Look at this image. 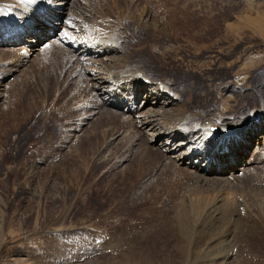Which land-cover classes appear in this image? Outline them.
<instances>
[{"label":"rangeland","instance_id":"1","mask_svg":"<svg viewBox=\"0 0 264 264\" xmlns=\"http://www.w3.org/2000/svg\"><path fill=\"white\" fill-rule=\"evenodd\" d=\"M61 1L64 18L53 23L59 29L0 45V264H264L262 220L252 205L254 196L264 210V131L255 129L249 147L233 157L222 148L217 157L204 154L205 161L175 160L190 144L168 135L154 140L151 127L129 111L106 106L89 74L93 64L64 42L108 28L120 45L103 57L115 56L154 84H168L169 114H203L218 131L227 118H249L264 106V0ZM150 107L140 106L142 116ZM167 140L185 148L165 153ZM169 160L177 171L166 174ZM207 162L213 170L233 164L228 173L236 179L223 178L229 181L220 185L214 172L212 188L196 182ZM151 189H162L161 197L143 237L133 219L110 212L109 205L119 191L138 198ZM218 199L230 207L242 203L229 225L238 234L233 255L203 254L210 231L229 224L219 220L224 225L215 230L208 218L189 230L193 243L200 239L198 252L180 257L179 235L169 224L181 203ZM244 207L256 230L244 227Z\"/></svg>","mask_w":264,"mask_h":264},{"label":"bare ground","instance_id":"2","mask_svg":"<svg viewBox=\"0 0 264 264\" xmlns=\"http://www.w3.org/2000/svg\"><path fill=\"white\" fill-rule=\"evenodd\" d=\"M56 1L60 0H0V45L14 44L17 41H20L25 35H27L31 31H33L34 34L40 33L41 35L44 33L46 35H49L52 31L54 32L53 27H57V29H59L60 26L58 24L54 25L53 23L55 21L59 23L63 20L66 8L64 6L63 1L59 3ZM255 24H257V22ZM122 28L123 27L121 26L120 30ZM107 30L108 28H97L96 31H93L94 35L92 33H89V36H86L85 38L79 40H70V38H67L66 40H64V42L69 47L71 46L74 55L84 61L89 60V63L93 64V69L89 71V74L96 82L94 84L95 90L97 91L99 96L104 98V104L106 106H111V108L122 109L123 112L129 111L131 114L134 115V118L137 120L138 124H141L143 127H151V130L153 132L152 138L154 140L168 135L175 141L177 139H183L186 142L187 146L190 144L187 150L185 149V151L181 152L180 155L178 154L176 156L175 160L193 161L194 159H201L202 161H205L207 158L206 156H208V154L210 153L214 154L216 152L215 157H217L218 152L221 153L222 148H225L224 154H226V152H229V154H233V157L236 153L240 154L241 152H244L245 147H249V145L253 141L252 136L254 133L264 131V115H262L264 114V106L259 111H255L254 113L251 112L252 115L249 118H242L237 121L231 118H227L223 123H226L227 126L232 125V127L226 126L227 128H223L221 124H218L219 127H221L218 131L211 130V126L214 120H209V118H207L203 114H169L164 109V105H170V103H173L171 97H166L167 95L172 94L171 88L168 84H164L161 82L154 84V82H152L151 80L144 78L143 71L141 69L133 68L129 63L118 62L115 56L109 57L105 55L103 57V54L116 53L120 45L117 40V37H113L111 36V33L108 34L107 32H105ZM230 35H234L235 37L238 36L233 31H230ZM63 51L66 53V51L68 50L67 48H65ZM21 53L23 54V52ZM3 83L4 78L0 77V99L4 96L2 90L4 86ZM92 94L97 95L96 93ZM143 95H145V97L142 102V105L151 106L146 117L142 116V114L140 113L139 108L142 105L139 106L138 104V101L141 97H143ZM172 98H174L173 95ZM161 99L167 100V102L162 103L160 107L157 108V106L155 105L159 104ZM243 122L244 124L241 125V123ZM255 129H257L256 132L254 131ZM227 140L228 143L226 144L225 142H227ZM173 141L171 142L167 140L164 143L166 145L164 150L165 153L177 154V151L185 148L182 145L177 146L176 142ZM206 153L207 155L203 156ZM210 159L211 158L209 157V160ZM172 164L174 163L170 160L167 162V166L165 167L166 174L177 171V168H175V166H173ZM232 165L230 164V166L226 165L223 167L220 166L219 168L217 167L216 170H213L212 167L208 166L207 162L206 166L200 172L199 170L196 171L194 179L196 180V182L204 183L205 185H208L211 188L212 181L209 177L210 173L215 172L219 174V176H217L216 178V182L220 185L222 184V181H229L228 179L223 178L229 177L232 178V180H235V177L237 176L233 172L228 173L230 170H233L229 169V167L232 168ZM261 170L262 172H264V168H262ZM261 178H264V176H261ZM128 179L131 180V178ZM133 184L134 183H132V185ZM129 186L131 187V185ZM123 189H121V192L124 191ZM154 189H151L150 194L143 196L140 195L138 198L131 197L130 194H119V191L118 194L115 193V196L112 195L114 197L113 199H111L109 211L113 213L122 211L121 214L123 213V218L125 220L133 219V222H135L139 226V229L141 231L140 234L142 236L144 234L147 237L146 234H148L150 230L148 229L149 223L147 222L150 219L153 220V217L151 218L152 214H154V211L152 212V206H154L153 203L161 197L160 196L159 198H157L160 193L159 191H161L162 189L158 191H154ZM152 190L154 192H152ZM168 191L169 189H167V193ZM191 202L192 201L189 200L183 201L181 203V207L179 206L180 209H178L177 213L174 215L171 224H169L174 228V230H176L177 234L179 235V238L177 240V247L179 249L178 252L180 253V257H192L196 252H198L197 248H200V246L198 247L200 239L193 243L195 237L191 235V232L189 230H193L195 226H198V221H200L199 224L201 225L205 222V220H208V218H214V221H216L217 226L214 227V224L212 225V228L215 230L219 227V223L221 225H224L221 221H226L229 224L227 225L226 229L221 230L215 234H213V230L210 231L209 229V235L211 236L203 245V254H206L207 252V255L210 257L232 256L234 253V249H232L233 242L237 241L238 234H235L234 230L232 228H229V225L233 220L231 219L232 215L235 214V218L238 219L237 215L239 214V211H241L239 208L242 207V203L230 207L228 205H225L221 199L212 202L204 200L201 202L199 201V203L194 206ZM252 205L254 209L259 213V216L262 220L258 225H260V228L264 230V210L262 206L259 205V202H257L254 196L252 197ZM236 207L238 208V210L236 209ZM243 209L246 210V207H244ZM244 212H246L245 216H248V219L244 222V227L249 228L248 230L254 229L255 227L257 228L255 223H250L251 221H253V216L250 215L248 210ZM122 215H119V217ZM239 220L242 221L243 218ZM221 243H224L228 248L224 249L222 247H216L218 244ZM201 253L199 254L201 255ZM211 260L212 263L215 262V258H212Z\"/></svg>","mask_w":264,"mask_h":264}]
</instances>
